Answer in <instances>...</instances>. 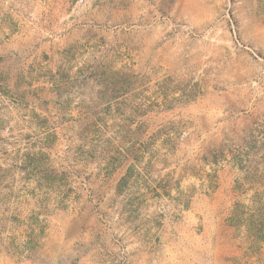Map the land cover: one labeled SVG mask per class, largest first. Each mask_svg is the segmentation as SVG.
Instances as JSON below:
<instances>
[{
  "label": "rangeland",
  "instance_id": "rangeland-1",
  "mask_svg": "<svg viewBox=\"0 0 264 264\" xmlns=\"http://www.w3.org/2000/svg\"><path fill=\"white\" fill-rule=\"evenodd\" d=\"M256 191L264 0H0V264H264Z\"/></svg>",
  "mask_w": 264,
  "mask_h": 264
},
{
  "label": "trees",
  "instance_id": "trees-1",
  "mask_svg": "<svg viewBox=\"0 0 264 264\" xmlns=\"http://www.w3.org/2000/svg\"><path fill=\"white\" fill-rule=\"evenodd\" d=\"M170 130V129H168ZM164 134H167L164 132ZM170 141L169 139H167ZM211 162L217 163L218 157L213 153ZM235 164L240 166V169L245 173L243 179L246 182H253L254 176H252V166L249 160L235 161ZM134 168H131L129 172L122 177V181H126L133 174ZM121 181V183H123ZM120 183V184H121ZM119 184V185H120ZM242 183L236 180L235 188L240 189ZM179 190V187H176ZM228 221L233 225L239 234L244 235L248 241V250L251 253H257L261 246L264 244V198L260 192H254L249 198L247 203L236 201L228 216ZM43 228V227H41Z\"/></svg>",
  "mask_w": 264,
  "mask_h": 264
}]
</instances>
